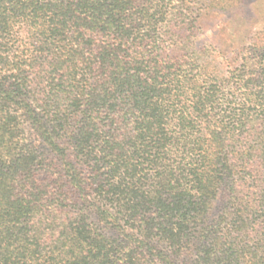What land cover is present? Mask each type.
Returning a JSON list of instances; mask_svg holds the SVG:
<instances>
[{
    "label": "trees",
    "instance_id": "trees-1",
    "mask_svg": "<svg viewBox=\"0 0 264 264\" xmlns=\"http://www.w3.org/2000/svg\"><path fill=\"white\" fill-rule=\"evenodd\" d=\"M208 0H0V264H264V27L236 65Z\"/></svg>",
    "mask_w": 264,
    "mask_h": 264
},
{
    "label": "rangeland",
    "instance_id": "rangeland-1",
    "mask_svg": "<svg viewBox=\"0 0 264 264\" xmlns=\"http://www.w3.org/2000/svg\"><path fill=\"white\" fill-rule=\"evenodd\" d=\"M197 18V43L214 64L236 65L242 47L264 27V0H208Z\"/></svg>",
    "mask_w": 264,
    "mask_h": 264
}]
</instances>
